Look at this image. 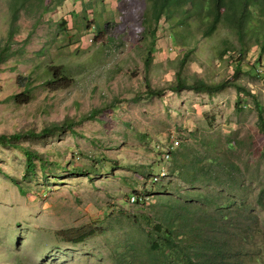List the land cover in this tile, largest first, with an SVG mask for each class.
I'll return each mask as SVG.
<instances>
[{
  "label": "rangeland",
  "instance_id": "obj_1",
  "mask_svg": "<svg viewBox=\"0 0 264 264\" xmlns=\"http://www.w3.org/2000/svg\"><path fill=\"white\" fill-rule=\"evenodd\" d=\"M57 1L44 5L42 0H18L23 6L12 25L15 5L0 0V49L8 46L7 60L0 64V136L21 135L11 144L0 141V264L131 262V246L139 244L140 238L133 216H152L148 213L152 205L146 206L164 194L183 203L179 195L209 188L204 183L192 188L181 182L178 172L169 174L172 161L166 160L165 153L179 145L199 156L209 152L218 157L224 153L225 143L241 142L233 163L242 173L241 178L236 177L242 189L232 196L255 212L264 238V200L262 205L256 200L264 188V134L257 120L259 105L264 111V75L246 73L244 65L253 62L255 51H249L242 62L243 71L231 79L246 92L235 85L217 94L169 91L182 49L168 40L167 30L157 32L158 42L147 68L144 62L149 44L134 33L131 12L126 16L125 31L119 32L110 48H100L103 42L94 43L83 26L76 32L78 28L71 25L68 34L74 37L66 48L67 34L60 32L57 24L69 7L80 13L81 1L68 0L55 12ZM97 2L102 3L97 16L109 19L116 0ZM140 3L143 11L145 0ZM114 21L120 23L121 18ZM11 28L14 35L8 41ZM223 39L236 44L221 25L209 41L199 40L181 74L190 85L195 78L220 82L233 74L229 60L215 59ZM49 60L66 67V75L73 79L68 90L46 89L49 77L44 70ZM28 80L31 101L16 104L10 98L21 93L20 84ZM147 86L160 93L151 96ZM93 110L99 111L96 118L84 120ZM66 117L74 122L83 120L73 131L66 126L55 134L41 135L44 128L61 124ZM26 149L37 155L32 174L26 173ZM157 162L156 172L161 170L165 178L142 190L144 178L149 177L148 166ZM147 191L150 196L145 210L123 204L130 193ZM220 191L221 198L230 194L229 189L217 187L212 195ZM86 231L93 235L83 243H72ZM133 264H149L148 258L139 252Z\"/></svg>",
  "mask_w": 264,
  "mask_h": 264
},
{
  "label": "trees",
  "instance_id": "obj_2",
  "mask_svg": "<svg viewBox=\"0 0 264 264\" xmlns=\"http://www.w3.org/2000/svg\"><path fill=\"white\" fill-rule=\"evenodd\" d=\"M11 1L15 5L13 11L11 10L13 25L17 21L18 9L23 5L18 3V0ZM42 1L44 5H47L53 0ZM67 1L58 0L53 10L57 12L60 8L58 6ZM75 1L72 0V2ZM80 1L81 12L78 13L69 7L66 16L57 24L59 31L67 34L68 46L64 47L68 48L72 45L71 40L74 35L68 34L70 28L77 29L78 26H83L86 32L93 36L91 40L94 43L103 42L100 48H110L111 44L116 43L115 37L119 35V32L125 31L126 16L128 12H131L135 16V21L131 24L134 33L141 41L145 40L144 44L147 42L149 44V53L144 62L146 68L152 62L151 52L154 50L152 48L155 43L158 42L156 34L159 29L167 30L168 40L176 48L182 49V59L179 61L174 86L168 87L169 91L178 92L189 89L217 94L225 90L227 86L235 85L240 91L246 92L231 79L234 73L243 71L242 62L247 59L250 50H254L255 54H252L251 64H244L247 68L246 73H251L255 77L264 75V62H262L264 60V0H145L146 7L143 11L140 0H116L115 5L111 7L109 19L97 16L102 3L96 5V2L99 3L102 0ZM114 8L117 10L113 11ZM118 16L121 18L120 23L114 21ZM69 25H71L70 28ZM221 25L227 28L236 44L229 43V39H223V48L215 59L229 60L228 63L233 65V74L220 82L207 83L195 78L190 85L187 77L181 76L183 68L189 61L190 53L195 51L200 39L209 41ZM80 30L79 27L76 32ZM13 35L11 28L6 36L8 41L13 39ZM7 49L8 46L0 49V64L7 60L5 52ZM41 54L42 52L39 55ZM45 68L44 75L49 77L45 80L47 90H68L72 86L73 79L66 75L65 66L54 64L49 60ZM257 71L260 74H256ZM30 84L29 80L25 84H20L23 85L22 92L10 99L16 104H28L31 101ZM147 89L151 96L160 93V91L151 90L150 86H147ZM259 107L258 127L264 134V111L260 105ZM97 113L99 111H91L84 120L96 118ZM82 120L83 118L74 122L66 117L63 123L51 124L44 128L41 135L55 134L66 126L73 131V127L81 124ZM20 138L21 135L18 134L9 138L1 135L0 141L11 144ZM210 147H213V144H210ZM240 147L241 142H227L224 153L218 157H211L209 152L199 156L196 152L188 151L183 145L177 146L175 150L167 151L166 155L163 154L172 161L170 175L178 172L181 182L190 187L204 183L209 188L206 192L190 190L179 195L183 203L164 194L158 197L156 203L146 206L148 208L152 205L148 211L152 213V216L144 214L138 218L133 216L135 228L139 231V244L131 246V254H129L131 262L124 259L126 262L119 261L117 264H133L134 257L139 255V252H142L143 257L148 258L149 264H264V238L261 237L262 232H259L263 229L258 218L248 203L232 196L242 189L241 184L236 180V177H242V173L238 172L237 165L233 163V154ZM25 156L27 158L26 173L32 174L35 169L33 158L37 155L26 149ZM261 158L264 161V144ZM159 165L160 162H157L148 166L149 177L144 178L142 190L156 186L158 178H165V175H161V170L156 172ZM44 169L45 167L42 170ZM217 187L229 189L230 194L221 198L222 190L220 194L212 195L213 189ZM140 192L130 193L127 196V202L123 204L130 203L145 210V201L149 198L150 192L147 191L144 194ZM256 200L262 205L264 188L257 195ZM144 210L143 213H145ZM92 235V231H86L74 238L72 243H83Z\"/></svg>",
  "mask_w": 264,
  "mask_h": 264
},
{
  "label": "bare ground",
  "instance_id": "obj_3",
  "mask_svg": "<svg viewBox=\"0 0 264 264\" xmlns=\"http://www.w3.org/2000/svg\"><path fill=\"white\" fill-rule=\"evenodd\" d=\"M166 160H167V158H166Z\"/></svg>",
  "mask_w": 264,
  "mask_h": 264
}]
</instances>
